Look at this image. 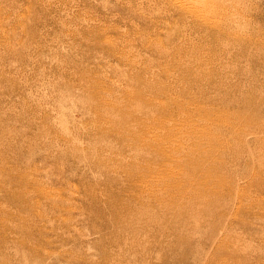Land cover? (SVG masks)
<instances>
[{
  "label": "rangeland",
  "instance_id": "obj_1",
  "mask_svg": "<svg viewBox=\"0 0 264 264\" xmlns=\"http://www.w3.org/2000/svg\"><path fill=\"white\" fill-rule=\"evenodd\" d=\"M0 264H264V0H0Z\"/></svg>",
  "mask_w": 264,
  "mask_h": 264
}]
</instances>
